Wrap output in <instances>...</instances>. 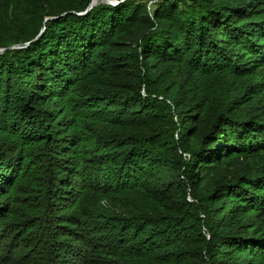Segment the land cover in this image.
Returning a JSON list of instances; mask_svg holds the SVG:
<instances>
[{
    "label": "trees",
    "instance_id": "obj_1",
    "mask_svg": "<svg viewBox=\"0 0 264 264\" xmlns=\"http://www.w3.org/2000/svg\"><path fill=\"white\" fill-rule=\"evenodd\" d=\"M91 1L0 0V264H264V0Z\"/></svg>",
    "mask_w": 264,
    "mask_h": 264
},
{
    "label": "rangeland",
    "instance_id": "obj_2",
    "mask_svg": "<svg viewBox=\"0 0 264 264\" xmlns=\"http://www.w3.org/2000/svg\"><path fill=\"white\" fill-rule=\"evenodd\" d=\"M152 0H149L148 1V4L151 3ZM261 76H264V67L262 68H258L257 69V78L258 77H261ZM101 125H98V128L100 127ZM106 127V126H105ZM18 182V181H17ZM7 188V187H6ZM121 195V194H120ZM110 196L112 197V199H120L119 201H124L126 203H131V204H138L140 205L142 203V198L140 197L139 194L135 193V192H125V194L119 196V195H115V194H110ZM110 197V198H111ZM118 201V202H119ZM117 203V202H116ZM115 202L109 200V199H106V198H102V200L99 201V204L102 206V210L104 211V213H108L110 212L111 210H114L115 212H118V205L116 204ZM116 205V206H115ZM117 207V209H116ZM106 211V212H105Z\"/></svg>",
    "mask_w": 264,
    "mask_h": 264
},
{
    "label": "water",
    "instance_id": "obj_3",
    "mask_svg": "<svg viewBox=\"0 0 264 264\" xmlns=\"http://www.w3.org/2000/svg\"><path fill=\"white\" fill-rule=\"evenodd\" d=\"M95 1L96 0H92L91 2H90V4H89V6H88V8L87 9H89L94 3H95ZM110 4H116L117 2L116 1H113V0H107ZM42 33V29L40 30V33H39V35ZM28 44V42H26V43H23V44H21V45H15V46H13V47H22V46H25V45H27ZM4 48H0V50H3Z\"/></svg>",
    "mask_w": 264,
    "mask_h": 264
}]
</instances>
